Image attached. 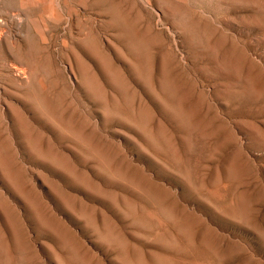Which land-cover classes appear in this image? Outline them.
<instances>
[{"label": "rangeland", "instance_id": "374dc122", "mask_svg": "<svg viewBox=\"0 0 264 264\" xmlns=\"http://www.w3.org/2000/svg\"><path fill=\"white\" fill-rule=\"evenodd\" d=\"M0 34V264H264V0H0Z\"/></svg>", "mask_w": 264, "mask_h": 264}, {"label": "bare ground", "instance_id": "6f19581e", "mask_svg": "<svg viewBox=\"0 0 264 264\" xmlns=\"http://www.w3.org/2000/svg\"><path fill=\"white\" fill-rule=\"evenodd\" d=\"M1 24H2V23H1ZM38 28H39V27H38ZM2 34H3V33H2ZM2 34H0V35H2ZM0 40H1V39H0ZM2 48H4V47H2ZM2 56H3V55H2ZM5 64H6V63H5ZM22 66H23V65H22ZM23 67L25 68V66H23ZM13 68H15V67H13ZM26 68H27V67H26ZM17 69H18V67H17ZM17 69H16V71L18 72V70H20L21 67H20V69H18V70H17ZM29 70H30V69H29ZM25 71H26V70H25ZM25 71L23 70L24 74L27 73V72H25ZM14 72H15V69H14ZM19 73H21V72L19 71L18 74H19ZM15 74H17V73L15 72ZM18 74H17V75H18ZM21 74H22V73H21ZM21 74H20V77H21ZM10 76H11V75H10ZM24 76H25V75H24ZM24 76L22 75V77H24ZM22 77H21V78H22Z\"/></svg>", "mask_w": 264, "mask_h": 264}]
</instances>
